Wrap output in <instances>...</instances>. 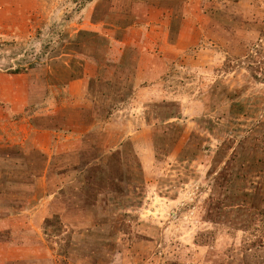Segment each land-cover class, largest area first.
<instances>
[{"label":"rangeland","instance_id":"374dc122","mask_svg":"<svg viewBox=\"0 0 264 264\" xmlns=\"http://www.w3.org/2000/svg\"><path fill=\"white\" fill-rule=\"evenodd\" d=\"M0 43V264H264V0H0Z\"/></svg>","mask_w":264,"mask_h":264},{"label":"crops","instance_id":"0c3cea01","mask_svg":"<svg viewBox=\"0 0 264 264\" xmlns=\"http://www.w3.org/2000/svg\"><path fill=\"white\" fill-rule=\"evenodd\" d=\"M35 82H37V84H38V82L39 81H36L35 80ZM26 91L27 90H25V92H24V94H23V98L21 99V101H20V103H19V105H17L18 107H17V111H20V110H23L30 102H31V95L29 96V101H28V94L26 93ZM0 102L2 103V102H4V101H2V99L0 98ZM10 102V101H9ZM12 102H14V101H12ZM11 103V102H10ZM13 107H16V105H12ZM7 124L8 122H6V121H0V124ZM31 127V126H30ZM33 127V126H32ZM30 130H31V128H30ZM33 130H36L37 131V129H33ZM39 131V133L41 132V133H43L44 135H45V137H47L48 139H49V136L50 135H48L47 134V131L46 130H38ZM26 136V135H25ZM25 136H23V138L25 137ZM47 139V140H48Z\"/></svg>","mask_w":264,"mask_h":264},{"label":"trees","instance_id":"16d2710c","mask_svg":"<svg viewBox=\"0 0 264 264\" xmlns=\"http://www.w3.org/2000/svg\"><path fill=\"white\" fill-rule=\"evenodd\" d=\"M82 34H85L84 32L82 33ZM3 43H0V45H2ZM26 71V69H21V68H15V69H13L12 71H10L11 73H21L22 71ZM77 168L75 167V170H76ZM50 222L49 221H47V224H49Z\"/></svg>","mask_w":264,"mask_h":264}]
</instances>
